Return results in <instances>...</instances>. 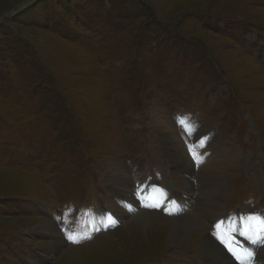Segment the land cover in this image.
<instances>
[{
  "label": "rangeland",
  "instance_id": "rangeland-1",
  "mask_svg": "<svg viewBox=\"0 0 264 264\" xmlns=\"http://www.w3.org/2000/svg\"><path fill=\"white\" fill-rule=\"evenodd\" d=\"M260 204L264 0H0V264H224V219Z\"/></svg>",
  "mask_w": 264,
  "mask_h": 264
},
{
  "label": "bare ground",
  "instance_id": "bare-ground-1",
  "mask_svg": "<svg viewBox=\"0 0 264 264\" xmlns=\"http://www.w3.org/2000/svg\"><path fill=\"white\" fill-rule=\"evenodd\" d=\"M183 151L184 150H182V152ZM219 153L221 154V160H219V161L221 162V164H223V166L221 167L222 169H224V170L225 169H230L229 166H227V165L236 163V161L234 159V155L232 157V154L230 155V153L229 154L227 152L222 153V151L218 147L214 149V151L210 154V156L215 157V154L218 155ZM179 160H180L179 162H183V155L179 157ZM216 164L212 163V161H211L208 165H210V167L212 169H214L215 167H213V166L216 165ZM126 174L127 173L125 172V170H124V172L123 171L121 172L120 168H116V173L113 174L114 175L113 177H115V178H113L114 180L112 182H115L118 185L126 184L127 182H129V179L127 178V176H125ZM176 178H177V175H176ZM225 179L226 178H224L223 180H222V178H221V180L217 179L218 184L216 185L214 183V185H216V187L218 188L216 193H214V195L211 197L212 199H209V202H208V199H206L207 203L204 204V210L208 214L207 216L214 217V215L219 212L218 206H219V204H221V200H223L222 199L223 196H222V192L221 191H222V188H225L223 186L226 183ZM187 181L190 182V183H187ZM190 184H191V180L190 179L186 178V180H184L181 177H179V179H176L175 198H178L179 195L181 197L184 196V193L187 192ZM184 199H186L188 201V203L191 201V199H189L188 197H184ZM198 202L200 203V201H198ZM150 203H151V200H148V201L145 200L143 205L145 207H150L149 206ZM200 205H202V204L200 203ZM196 209H197V207H196ZM247 211H249V213ZM247 211L246 212H242V211L239 210L237 214L231 216L230 218H225L224 219V223L225 222L227 223L226 233L228 234V236L230 238H233V237L237 238L236 235H238V234H240V235L242 234L243 235V231L248 232L247 229H249V232H250L249 235L250 236H247L246 238H244V239H246L245 240L246 241L245 246L247 248L245 250L248 251V249H249V251L253 252L254 253V255H253L254 258L253 259H255V257L257 258L258 251L261 249V247L264 246V243L261 242V240H258V238H262V241H264V234H263L264 226L259 228L260 225L257 224L258 222L264 224L263 223V220H264V208H262V204H260V205L254 207V208H252L250 210H247ZM220 214L221 213L219 212L218 216L216 218H214L213 221L209 217L205 216V218L210 220L211 224H215V223H217L218 221L221 220L222 217H221ZM153 217L154 216H152L151 213L142 212L141 214H139L134 219V221H136V223L146 224V223H149V221H151V218H153ZM98 222L99 221H97L95 219L93 225H95L97 227L99 225ZM171 223L172 224H171V228H170V231H169V237H170L169 243L172 245V243L174 244V242L176 240L184 238V235H185L186 232H188V231H190L192 229L194 230L195 228L199 227L200 225H202L204 223V221H202V219H199L195 214H190V212H189L185 216L178 217V218L174 219ZM252 225H253V227H252ZM53 227L54 226H52L51 224L46 223L45 225L42 226L41 230L42 231L52 232L53 229H51V228H53ZM250 227H251V230H250ZM243 228L245 230H243ZM54 232H55V230H54ZM242 235H241V237H242ZM55 236H57L56 232H55ZM60 237H61V235L59 233V238ZM206 238H207L206 239V243L212 242L213 246L219 247L220 249L216 250L213 246H210L208 244L209 245L208 247L206 245V247H204L202 249L203 255L204 256L206 255V257L208 256L210 259H218V254L221 255V252L224 253V251L222 250V248L220 246L217 245L216 242H214L212 239H210L208 235L206 236ZM55 245L56 246L58 245L57 242L55 243ZM224 255H225L224 257L221 255V258L223 257L224 261L228 260L224 264H227V263L228 264H231V263L232 264H242V261H235V260H232L229 255H227L225 253H224Z\"/></svg>",
  "mask_w": 264,
  "mask_h": 264
},
{
  "label": "snow or ice",
  "instance_id": "snow-or-ice-1",
  "mask_svg": "<svg viewBox=\"0 0 264 264\" xmlns=\"http://www.w3.org/2000/svg\"><path fill=\"white\" fill-rule=\"evenodd\" d=\"M181 123L187 128L186 122L181 121ZM250 230H251V227H250ZM69 239H72V237H69ZM73 242H77V241L74 240ZM230 250L233 251L234 254H236L235 253V249L230 248ZM244 255L247 257V259L246 260H242V264H252V258H253L254 253L251 252V251L245 250L244 251Z\"/></svg>",
  "mask_w": 264,
  "mask_h": 264
}]
</instances>
